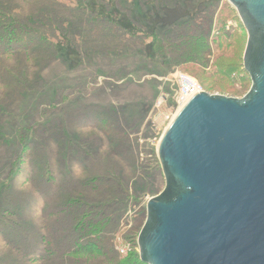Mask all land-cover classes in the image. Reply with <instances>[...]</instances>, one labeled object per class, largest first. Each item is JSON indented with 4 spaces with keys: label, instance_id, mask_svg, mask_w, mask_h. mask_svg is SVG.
<instances>
[{
    "label": "rangeland",
    "instance_id": "rangeland-1",
    "mask_svg": "<svg viewBox=\"0 0 264 264\" xmlns=\"http://www.w3.org/2000/svg\"><path fill=\"white\" fill-rule=\"evenodd\" d=\"M70 9L114 20L131 40L85 41L71 17L36 18ZM22 25L53 44L0 51V264L24 230L28 264H138L148 200L165 187L157 149L180 109L178 74L211 94L251 87L238 11L228 0H0L6 42L27 43L14 34ZM105 235L108 253L88 248Z\"/></svg>",
    "mask_w": 264,
    "mask_h": 264
},
{
    "label": "water",
    "instance_id": "water-1",
    "mask_svg": "<svg viewBox=\"0 0 264 264\" xmlns=\"http://www.w3.org/2000/svg\"><path fill=\"white\" fill-rule=\"evenodd\" d=\"M248 40L241 98L203 91L158 144L165 187L147 203V264H264V0H228Z\"/></svg>",
    "mask_w": 264,
    "mask_h": 264
},
{
    "label": "trees",
    "instance_id": "trees-1",
    "mask_svg": "<svg viewBox=\"0 0 264 264\" xmlns=\"http://www.w3.org/2000/svg\"><path fill=\"white\" fill-rule=\"evenodd\" d=\"M35 7H39V6L36 4ZM60 16H61V18H60ZM69 17H71L73 20V21H70L72 23L71 32L82 31L81 34H82L83 38H86L85 41L90 40V39H94V40L99 42L100 39H102V42H104V45H111L114 43H119L120 41H130L131 40V38L124 36V33H123L124 28L120 24L116 23L114 20H112L110 18L107 19L108 17H105L104 20L102 18H98L96 20H94V19L89 20V18H87L85 15H82L80 13H76L74 10L70 9V10H49V11L45 10V11H43V14L37 15L36 18H38L42 24H54L55 21H60V19H62V18H63L62 20H64V19L69 18ZM14 34L18 35V37L20 35H24L25 38H27V43H25V44L14 43L17 41L12 36L10 37V39L14 40V41H7L6 42V37H7L6 31H2V32L0 31V51H9L8 56L11 54L17 53L18 51H29L30 48H32V47L50 48V46L53 44L52 40H49L46 37H42L43 35L41 33L34 32L28 25L19 26L18 31H16ZM26 34H29V36H27ZM172 37H173L172 38V40H173L174 36H172ZM243 68H244V66H243ZM243 72L246 75H248L247 72L245 71V69L243 70ZM216 74H221V73H216ZM226 77L231 82H235V80H236V78H233L231 73L227 74ZM214 79L219 80L222 78H221V75H220V77L217 75H214ZM242 84H243V86H241V88L229 89L230 91H228V92L233 94L234 96H237L240 91L246 89V84L244 83V81H242ZM109 180L114 181L113 178L112 179L109 178ZM80 181H78L79 183L76 185V187L82 186L81 184L83 183V181L82 182H80ZM106 192L109 193V192H114V191L111 188H109L108 190H106ZM74 193H75V195L80 196L79 194L81 192H78V193L74 192ZM109 209H110L109 202H105L103 204V213L107 214L108 213L107 211ZM104 218H105V216H104ZM105 221H107V223L112 227L116 226L115 222H114L115 219L108 220V218L106 217ZM58 224H60V223H58ZM108 232L106 234H108ZM28 234H29V232H26L24 230L22 235L18 234L15 238L11 239L10 241H7L9 246H11L13 248V250L17 252V256L13 252H11L12 253L11 259H8V260L5 259L2 262V264H28V262H30V260H31L30 258L32 257L31 255L35 252V251L34 252L31 251L30 247L34 248L35 246L33 244H31L32 242H31L30 238H28V236H27ZM11 236H15V235L12 234ZM108 239H109V236L105 235V238H104L105 244L103 243L104 247L102 246V244H100L95 239L92 241H88V243L90 245L88 248L92 249V247H93L95 250H98L101 253L102 252L108 253V251H109L108 242H107ZM65 247L67 248L68 245L66 244ZM0 253H2V252H0ZM52 254H57V256H58L59 250L56 248L54 252L50 253V255H52ZM44 256L45 255L40 256L38 254L35 259H43ZM138 258H139V255H138ZM137 263L138 264H147V263L143 262L141 260V258H139L137 260Z\"/></svg>",
    "mask_w": 264,
    "mask_h": 264
},
{
    "label": "built area",
    "instance_id": "built-area-1",
    "mask_svg": "<svg viewBox=\"0 0 264 264\" xmlns=\"http://www.w3.org/2000/svg\"><path fill=\"white\" fill-rule=\"evenodd\" d=\"M177 80L179 83V108L185 105L197 93L205 91L203 87L198 83V81L187 73H179Z\"/></svg>",
    "mask_w": 264,
    "mask_h": 264
}]
</instances>
